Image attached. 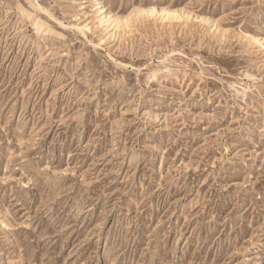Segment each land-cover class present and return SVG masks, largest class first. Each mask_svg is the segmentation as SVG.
Segmentation results:
<instances>
[{
    "label": "rangeland",
    "instance_id": "1",
    "mask_svg": "<svg viewBox=\"0 0 264 264\" xmlns=\"http://www.w3.org/2000/svg\"><path fill=\"white\" fill-rule=\"evenodd\" d=\"M0 264H264V0H0Z\"/></svg>",
    "mask_w": 264,
    "mask_h": 264
}]
</instances>
